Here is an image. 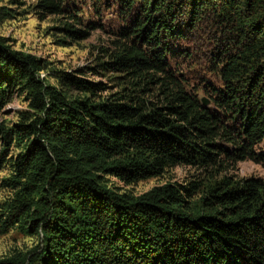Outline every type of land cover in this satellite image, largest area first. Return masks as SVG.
<instances>
[{
    "label": "trees",
    "instance_id": "1",
    "mask_svg": "<svg viewBox=\"0 0 264 264\" xmlns=\"http://www.w3.org/2000/svg\"><path fill=\"white\" fill-rule=\"evenodd\" d=\"M91 1L100 8L102 0ZM115 3L125 25L95 67L118 74L112 94L63 71L49 70L57 83L49 85L39 79L41 59L0 38V110L24 95L32 111L0 126V169H10L0 186L13 191L0 233L16 227L37 240L0 264H264V178L165 183L137 196L104 181L127 186L178 166L264 168V149L255 150L264 141V0ZM65 4L36 0L33 12L65 16L72 23L57 31L85 40L95 26L76 28ZM7 12L0 8V20ZM199 31L219 50L220 88L210 89L208 105L186 93L167 59L169 44ZM12 143L17 152L7 158Z\"/></svg>",
    "mask_w": 264,
    "mask_h": 264
},
{
    "label": "rangeland",
    "instance_id": "2",
    "mask_svg": "<svg viewBox=\"0 0 264 264\" xmlns=\"http://www.w3.org/2000/svg\"><path fill=\"white\" fill-rule=\"evenodd\" d=\"M36 0H0V8H5L7 17L0 20V38L15 52L32 55L41 59L46 64V70L39 74L49 85L55 86L54 78L49 76V70L63 71L73 76L81 74L82 77L92 82L106 85L103 95L118 91L116 83L118 74L103 72L96 69L100 62L108 61V55L114 51L119 40L118 29L125 25L119 18L122 13L115 0H102L100 8L93 5L91 0H66V10L77 19L76 28L94 25L95 29L82 41L72 42L56 28L62 23H72L63 17H47L39 20L33 12ZM99 8L98 15L96 9ZM187 40L169 44L170 54L167 56L171 72L175 73L185 88L186 93L196 97L202 104H209L208 92L210 89L220 88V81L215 71L216 57L219 52L215 49L211 34L205 32H191ZM92 67L95 72H88ZM58 86V85H57ZM60 88V87H58ZM73 96V92H69ZM207 104V105H208ZM21 113L30 116L32 111L28 108V100L24 95H13L9 102L0 110V126L11 127L17 123ZM1 145V143H0ZM264 149V141L255 147V150ZM17 152L14 143L8 150L7 158ZM8 164L0 169V180L9 176ZM213 169L195 170L187 167H174L166 169L159 177L139 181L130 185H123L111 177H105L107 186L119 192H126L133 196L140 195L154 186L165 183L184 185L188 182L207 183L211 177L218 179L222 175H230L235 179L264 178V168L251 161L236 163L221 172ZM12 190L0 186V212L12 198ZM37 240L33 236L22 234L16 227L9 228L5 233H0V256L10 255L15 252H24L34 247Z\"/></svg>",
    "mask_w": 264,
    "mask_h": 264
},
{
    "label": "water",
    "instance_id": "3",
    "mask_svg": "<svg viewBox=\"0 0 264 264\" xmlns=\"http://www.w3.org/2000/svg\"><path fill=\"white\" fill-rule=\"evenodd\" d=\"M203 105H207V103L206 102H203Z\"/></svg>",
    "mask_w": 264,
    "mask_h": 264
}]
</instances>
